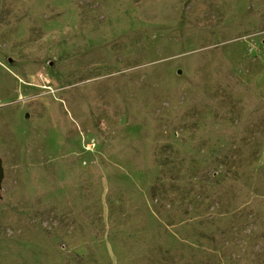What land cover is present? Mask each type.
I'll return each instance as SVG.
<instances>
[{"label": "rangeland", "instance_id": "rangeland-1", "mask_svg": "<svg viewBox=\"0 0 264 264\" xmlns=\"http://www.w3.org/2000/svg\"><path fill=\"white\" fill-rule=\"evenodd\" d=\"M0 264H264V0H0Z\"/></svg>", "mask_w": 264, "mask_h": 264}, {"label": "water", "instance_id": "water-1", "mask_svg": "<svg viewBox=\"0 0 264 264\" xmlns=\"http://www.w3.org/2000/svg\"><path fill=\"white\" fill-rule=\"evenodd\" d=\"M1 165V164H0ZM0 170H1V166H0Z\"/></svg>", "mask_w": 264, "mask_h": 264}]
</instances>
